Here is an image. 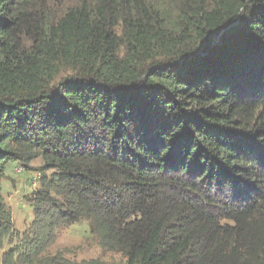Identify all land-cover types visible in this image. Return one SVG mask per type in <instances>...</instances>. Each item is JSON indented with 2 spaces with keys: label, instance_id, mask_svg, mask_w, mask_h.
Returning a JSON list of instances; mask_svg holds the SVG:
<instances>
[{
  "label": "trees",
  "instance_id": "obj_1",
  "mask_svg": "<svg viewBox=\"0 0 264 264\" xmlns=\"http://www.w3.org/2000/svg\"><path fill=\"white\" fill-rule=\"evenodd\" d=\"M37 161L26 264H264V0H0V249Z\"/></svg>",
  "mask_w": 264,
  "mask_h": 264
},
{
  "label": "rangeland",
  "instance_id": "obj_2",
  "mask_svg": "<svg viewBox=\"0 0 264 264\" xmlns=\"http://www.w3.org/2000/svg\"><path fill=\"white\" fill-rule=\"evenodd\" d=\"M216 43H219V38ZM39 166L37 161L30 165L29 171L16 164L7 170L3 199L12 215L14 232L4 240L0 249V264H26L22 259V239L33 218L26 198L37 187V172L34 170ZM43 245L45 256L59 258L65 264H120L124 261L119 254L105 252L98 247L96 239L89 235L86 221L58 230Z\"/></svg>",
  "mask_w": 264,
  "mask_h": 264
},
{
  "label": "water",
  "instance_id": "obj_3",
  "mask_svg": "<svg viewBox=\"0 0 264 264\" xmlns=\"http://www.w3.org/2000/svg\"><path fill=\"white\" fill-rule=\"evenodd\" d=\"M215 39H216V38H215ZM215 39L211 42V44H210V46H209V50L212 49V47H214V45L217 44L216 42H217L218 38H217L216 40H215Z\"/></svg>",
  "mask_w": 264,
  "mask_h": 264
}]
</instances>
